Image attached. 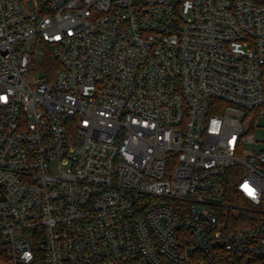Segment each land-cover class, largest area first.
<instances>
[{"label":"built area","instance_id":"built-area-1","mask_svg":"<svg viewBox=\"0 0 264 264\" xmlns=\"http://www.w3.org/2000/svg\"><path fill=\"white\" fill-rule=\"evenodd\" d=\"M263 106L264 0H0V264H264Z\"/></svg>","mask_w":264,"mask_h":264},{"label":"trees","instance_id":"trees-1","mask_svg":"<svg viewBox=\"0 0 264 264\" xmlns=\"http://www.w3.org/2000/svg\"><path fill=\"white\" fill-rule=\"evenodd\" d=\"M58 68V61L50 52H46L41 66V72L43 75L47 77L48 80H53ZM238 180L239 176L237 172L232 171L226 181V201L237 206H247L248 203L246 199L242 196V194L239 193L237 189ZM246 217H248L247 214L242 215L241 219L235 222L233 225H236L237 227H245L246 222L243 223L242 220Z\"/></svg>","mask_w":264,"mask_h":264},{"label":"rangeland","instance_id":"rangeland-1","mask_svg":"<svg viewBox=\"0 0 264 264\" xmlns=\"http://www.w3.org/2000/svg\"><path fill=\"white\" fill-rule=\"evenodd\" d=\"M41 49V48H40ZM38 62H40V56L39 54H37V60L34 64H36ZM43 76V73H37L35 71H30V76ZM258 122H259V127L256 129L255 135H256V142L254 143H250L248 145H246L245 147V151L246 152H253V151H258V150H262L264 149V115H260L258 118ZM249 204H247L248 206ZM249 221H246V226L249 225Z\"/></svg>","mask_w":264,"mask_h":264},{"label":"snow or ice","instance_id":"snow-or-ice-1","mask_svg":"<svg viewBox=\"0 0 264 264\" xmlns=\"http://www.w3.org/2000/svg\"><path fill=\"white\" fill-rule=\"evenodd\" d=\"M250 191V194H253L252 192H251V190H249Z\"/></svg>","mask_w":264,"mask_h":264}]
</instances>
